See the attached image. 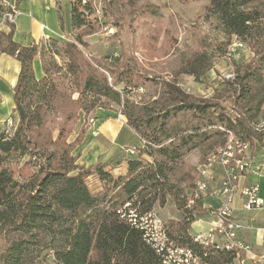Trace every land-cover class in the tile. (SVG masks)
Returning a JSON list of instances; mask_svg holds the SVG:
<instances>
[{
	"label": "trees",
	"instance_id": "trees-1",
	"mask_svg": "<svg viewBox=\"0 0 264 264\" xmlns=\"http://www.w3.org/2000/svg\"><path fill=\"white\" fill-rule=\"evenodd\" d=\"M14 2L16 7L20 0ZM70 2L72 39L24 45L13 38L14 22L8 31L0 30V54L20 63L12 94L13 124L0 130V264H162L118 211L128 200L144 212L163 206L167 198L182 214L167 225L170 238L198 254L207 250L203 258L211 264L232 262L233 250L198 244L189 232L201 211L197 199L187 206L195 176L189 192L170 179L185 152L200 142L207 143V155L228 144V133L240 141L264 142L263 131L252 125L264 101V0H209L226 34L256 41L259 47L258 60L227 80L233 89L231 106L190 95L164 80L159 82L162 93L150 102L130 100V90L155 79L126 64L116 71L118 58L86 54L84 36L106 22L94 15L86 19L80 0ZM85 9L94 12L91 6ZM57 14L61 22L59 5ZM36 57L40 78L32 66ZM103 99L122 107L126 124L141 142L133 147L134 154L124 156V174L111 172L110 161L78 162L89 114L105 108ZM81 112L86 124L70 139ZM91 176L99 187H92Z\"/></svg>",
	"mask_w": 264,
	"mask_h": 264
},
{
	"label": "rangeland",
	"instance_id": "rangeland-1",
	"mask_svg": "<svg viewBox=\"0 0 264 264\" xmlns=\"http://www.w3.org/2000/svg\"><path fill=\"white\" fill-rule=\"evenodd\" d=\"M6 1L15 4L14 0ZM41 2L42 6H52L50 12L55 15L54 26L56 31L63 32L60 37L48 36L41 41L46 42L47 45L51 42L49 38H56L58 41L72 39L70 0H59L61 22L51 0H41ZM93 2L99 4V0H93ZM55 3L57 7L58 0H55ZM19 4L16 18L20 22L19 26L23 29L22 32L40 33L37 26L34 28L30 26L33 12L29 11V1L20 0ZM261 7L264 15V3ZM93 15L98 18L99 10H94L91 18ZM101 19L106 22L103 25L114 28V33H107L103 25L99 28L94 27L92 33L84 36L87 46L82 47V49L86 54L97 59L112 56L117 52L119 57L114 65L116 71H119L126 64L144 78L155 79V81L146 80L149 83L133 88L127 93V97L134 102H150L158 97L163 91L159 82L164 80L178 84L190 95L211 98L231 106L233 104V89L227 80L233 78L237 69L251 66L260 56L256 51L259 48L256 41L249 42L234 35L226 34L219 18L209 9V0H106ZM260 22L264 24V16ZM8 25L9 23H2L0 30L8 31ZM47 33L54 35L55 31ZM262 38L264 35L260 39ZM261 41L264 42V39ZM55 59L58 64L63 65L60 56L56 55ZM194 67L196 72H193ZM36 74L38 78L41 77V73ZM107 77L108 80H111V75L108 73ZM2 92L0 95V130L7 127V119L14 118L11 117L12 95L9 96V92L5 89ZM103 100L105 108L96 109L95 112L89 114V118H96V111H99V117L102 119L112 118L122 121L123 133L111 144L117 147V151H120L117 154V159L123 154H134L135 152L130 153L129 149L140 145L141 142L133 129L126 124L125 116L121 113L122 107L110 100ZM166 104L169 103L166 102ZM263 116L264 101L259 103L258 114L256 119L252 121V125L257 124ZM83 124H86L84 117L82 120H78L73 127L69 135L70 139L76 136ZM85 126L80 145L81 150L85 146L87 147V144H90V141L92 142L95 137L89 128L91 124ZM119 138L121 142H119ZM251 145L247 152L249 155L255 156L252 157V161L258 164L261 162L260 157L264 158V142H254ZM207 151L206 142H200L197 146L187 150L172 173L170 180L178 183L189 192V186L194 180L193 176L196 179L199 170L204 168L207 160L215 154L211 151L212 154L207 155ZM210 170L214 175L217 174L216 165H213ZM154 208L168 226L171 224V220L178 221L179 219L176 218L178 212L174 209L171 198H167L163 206L155 205ZM245 215L252 216L255 220L252 222L253 225L260 224V215L262 214L251 211L245 212ZM216 220V217L211 215L199 216L198 220L192 224L191 232L193 234L197 231L208 232ZM241 232L245 237L244 243L248 244L249 249L263 261L256 263L246 257L242 258L241 262L237 260V264H264V239L258 240L259 237L255 229L242 228Z\"/></svg>",
	"mask_w": 264,
	"mask_h": 264
},
{
	"label": "built area",
	"instance_id": "built-area-1",
	"mask_svg": "<svg viewBox=\"0 0 264 264\" xmlns=\"http://www.w3.org/2000/svg\"><path fill=\"white\" fill-rule=\"evenodd\" d=\"M105 1L99 0V4H92L91 0H80V8L85 18L91 19V12L85 9L86 6H91L92 10H99L98 20L101 21ZM0 3L4 7V10L0 11V25L2 23H13L16 16L15 6L6 0H2ZM103 26L107 33H114L112 26ZM112 57L118 58L119 54L115 52ZM12 120V118L6 120L7 128L12 127ZM94 122L95 118L91 117L87 123L88 125L91 124V134L95 136L97 129L92 127ZM260 133H262L264 140V132ZM229 138L233 139V146L225 147L223 152H215L209 158L207 164L203 166L204 168L199 170L195 189L187 201V206L190 207L197 198L207 192L219 195V204L216 208L218 221L215 228L222 235L223 240L221 242L215 241L211 232H197L192 235V238L194 242L209 246L214 250H233L235 257H239L241 250H247L248 245L238 239V232L242 225L234 214L235 197L239 196L241 198L242 207L245 210L261 209L264 206V199L259 193L258 183L239 185L238 181L249 172L264 179V160L258 164L253 163L252 156L249 153L241 154L238 138L230 135ZM251 144L249 143V148L252 146ZM129 152L134 153V150L129 149ZM213 165L222 168V176L218 179L210 170ZM118 212L123 220L129 225H134V228L140 231L144 242L153 249L162 264H166V262L211 264L203 258L207 256V250H204L202 254H198L190 247L180 245L170 238L166 221L155 208L142 212L139 211L138 206L133 204L132 200H128ZM258 261H261V259L259 258Z\"/></svg>",
	"mask_w": 264,
	"mask_h": 264
},
{
	"label": "crops",
	"instance_id": "crops-1",
	"mask_svg": "<svg viewBox=\"0 0 264 264\" xmlns=\"http://www.w3.org/2000/svg\"><path fill=\"white\" fill-rule=\"evenodd\" d=\"M28 1H29V11L33 12L32 13L33 17H32L30 26L32 28L37 26L40 29L39 31L40 33L24 32L26 33L24 35V33L22 32L23 29H21V27L19 26L20 22L15 16V19H14L15 32L13 35L14 40L21 44L28 45L33 40L39 41L48 36L50 37L54 36L56 38L60 37V35L63 34V32L60 33L56 31V27L54 26L55 15L54 13L50 12V10L52 9L51 8L52 6L50 5L42 6L41 0H28ZM51 2L54 4V8L57 11L55 0H51ZM20 4L18 3L17 6L15 7L17 8L16 13L18 11V7ZM58 5H59V0H58ZM70 23H71V20H70ZM49 31H55V34L50 35L49 33H47ZM65 33H69V32H65ZM32 66H33L35 77L38 78L36 74L38 72L41 73V77H42L43 71L41 67V60L39 57H36L33 59ZM19 69H20V63L14 56H11L6 53L0 54V95L3 93L2 92L3 89L9 92V96L13 94V88L17 81ZM99 114H100L99 111H96L95 122L92 126L97 129V134L92 139V142L90 141V144L88 143L87 147L85 146L84 149L81 150L82 154H81V157H80L81 159L79 163L84 164V165H89L95 162L96 160L107 161V162L110 161L111 164L113 165V168L110 169L111 172L116 173V174H124L126 172V161L124 160L125 159L124 156H127L129 154H123V157L121 156L122 158L120 157L117 159V154H119L120 151H117L118 150L117 147L111 144L114 140H117L116 138L118 136L121 137V133H123L122 132V127H123L122 121L112 119V118L102 119L99 117ZM82 119H83V114L81 112L79 121ZM98 132H101V133H98ZM120 140L121 139L119 138V142H121ZM252 157L254 158L255 156H252ZM260 160L262 161L264 160V158L260 157ZM108 168H110L109 165H108ZM216 170H217V174L215 176L218 179L222 176V168L220 166H216ZM90 183L92 184V187H95V188L100 186L99 181L94 176H91ZM252 183L259 184V193L264 199V179L261 176H258L257 174L249 172V173H246L245 176L240 178L238 181L239 185L252 184ZM219 198H220L219 195L215 193H209V192L202 194L200 198H197V202L201 208V211L197 213V219L190 224L189 232L191 235H193V233L191 232V226L194 222L198 220L199 216L211 215V216H215L217 220L212 223L211 230L208 232H204V233L211 232L213 238L217 242H221L223 240L222 235L215 228V225L217 224V221H218L217 214H216V208L219 204ZM173 207L178 212V216H176V218L180 219L182 214L180 211L177 210L174 202H173ZM234 209H235L234 211L235 217L241 223L242 228H249L251 230L255 229V232L256 234H258V237H259L258 240L262 241L264 239V206L261 209L245 210L242 207L241 198H239V196H236L234 200ZM251 211L262 214L260 215L261 220L259 221L260 222L259 225H253L252 222H255V220L252 218V216L245 215V212H251ZM241 229L238 232V239L244 242L245 237L243 233L241 232ZM197 232H203V231H197ZM246 257L250 258L252 261L256 263H262L263 261V259L258 257L251 249H249V246H248L247 250H241L239 257H234L232 262L227 263V264H237V260H240L241 262V259L246 258ZM259 258L261 259V261H258Z\"/></svg>",
	"mask_w": 264,
	"mask_h": 264
},
{
	"label": "bare ground",
	"instance_id": "bare-ground-1",
	"mask_svg": "<svg viewBox=\"0 0 264 264\" xmlns=\"http://www.w3.org/2000/svg\"><path fill=\"white\" fill-rule=\"evenodd\" d=\"M257 128L260 129V131L264 132V118L255 125ZM222 128V127H220ZM230 136H233L232 133H228ZM238 145H239V150H241V154H248V149H249V142L248 141H240L238 139ZM233 146V139L229 138L228 144L222 148H219L217 152H223L225 151V147H232ZM213 156V155H212ZM134 227V225H130ZM166 264H177L176 262H166Z\"/></svg>",
	"mask_w": 264,
	"mask_h": 264
}]
</instances>
